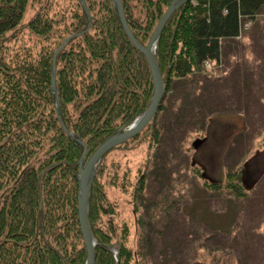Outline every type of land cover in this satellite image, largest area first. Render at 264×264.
I'll return each mask as SVG.
<instances>
[{
    "label": "trees",
    "instance_id": "trees-1",
    "mask_svg": "<svg viewBox=\"0 0 264 264\" xmlns=\"http://www.w3.org/2000/svg\"><path fill=\"white\" fill-rule=\"evenodd\" d=\"M39 1L0 0V264H85L76 207L78 161L85 149V166L105 139L126 131L148 108L154 85L148 63L123 31L112 0H81L84 6L79 0H64L58 9L57 0H42L25 25L30 37L40 39L39 45L5 53L9 48L5 35L21 26L27 8ZM171 2L121 0L129 31L143 47ZM258 16L264 17V0H187L169 17L154 50L164 83L160 106L142 133L100 159L92 182L87 217L97 242L94 264H141V260L145 264L143 257L153 246L162 244L172 251L167 236L177 224L182 229L184 222L202 215L210 226L209 219L222 209L250 212L251 190L243 184L242 168L226 170L220 183L208 180L189 156L197 139L184 144L188 135L206 130L211 114L205 103L219 92L236 95L220 112L244 113L255 99L251 86L255 79L259 83L255 100L264 101V56L255 72L248 62L241 66L244 81L239 85L236 81L229 85L224 77L211 78L202 68L205 62L214 67L223 63L228 71L222 76L232 73L227 78L234 80L229 58L237 57L236 39L242 24L257 26ZM252 31L247 37L251 40L258 33L259 43L247 45L251 54L258 53V47L264 51V29ZM52 66L60 117L51 88ZM216 84L218 90L213 92ZM177 90L179 104L178 99L174 107L166 104ZM196 92L200 102L194 108L186 102ZM185 114L196 118H184ZM240 134L237 143L244 138ZM143 143L154 152L136 170L132 186L121 187L127 176L120 182L115 170L105 180L108 155ZM187 168L188 180L204 182L198 200L186 191L189 186L184 187V194L190 196L185 201L175 189L184 184ZM262 181L264 176L258 187ZM105 183L129 193L138 238L135 249L129 246L127 221H121L122 227L115 221V206L105 193ZM181 202L186 203L182 208ZM209 228L219 235L216 228ZM194 247L209 251L203 244ZM224 251L228 260L233 258L228 249ZM161 262L175 264L171 259ZM207 264H220V260L214 257ZM243 264H249L248 258Z\"/></svg>",
    "mask_w": 264,
    "mask_h": 264
},
{
    "label": "rangeland",
    "instance_id": "rangeland-1",
    "mask_svg": "<svg viewBox=\"0 0 264 264\" xmlns=\"http://www.w3.org/2000/svg\"><path fill=\"white\" fill-rule=\"evenodd\" d=\"M63 1L64 0H57L55 4L56 9L60 8L62 4H65ZM42 3V0H40L39 4L35 2L32 7L29 6L20 23L21 26L14 32L5 35V39L8 40L5 46L9 47L8 49H4L5 53L19 52L22 51L23 48L30 49L32 46L39 45L40 39L30 37L25 25L30 17L34 15L36 8L38 10ZM254 24L257 26H254L252 22L242 24L243 26L240 30L241 35L236 39V42L239 43L241 47L239 46L234 50L237 53L235 59L229 58V63H231V66L235 69V71L233 70L235 72L234 80L227 78L232 73L222 76L224 72L228 71L223 63L221 65H215V67L210 63H204L202 66V68H204V74H209L208 76L214 79L224 77L229 85H231L233 81H236V84L239 85L244 81L242 76L243 69L241 68L244 63L248 62L249 67L251 66L254 72L258 70V62H261L260 58H263L264 51H262L261 47H258L259 49L256 50L257 52L259 50V52L251 54L247 45L253 42L256 46L259 43V36L258 33H256V37H252L251 40L247 36L253 33L252 30L264 29V17H256ZM11 34H13V36H10ZM258 84L259 83L254 79L251 85L253 98L255 99L257 98L256 89ZM205 85H209V83ZM216 87H218L217 84L213 86V92L218 90ZM222 89L224 88L222 87ZM173 94V98H167L166 104L168 103V105L174 107L173 104L177 102L178 98L180 99L181 95L178 90ZM198 95L199 93L196 92L186 104L196 108V104L200 102V97H198ZM210 95H212V93ZM235 96V93H224L222 95L219 92L215 98L207 99L206 103L201 98L202 101L208 105L211 114L205 124L207 128L203 133L188 135L184 146H186V144L189 146L191 142L197 139L192 143L191 148L193 151L190 149L189 156L191 162L203 168L204 176L208 180L210 179L220 183V181L224 179L223 176L226 170L229 168H242L241 177L243 184L246 188L251 190L250 192L255 191L258 193L254 195L253 198L252 195H250V204L248 206L249 209H251L250 212L246 210H244L243 213L237 212L234 208L222 209V211L217 212L209 219L210 226L202 220V215L199 218L192 217L189 223L184 222L185 225L182 229H179L180 227L177 224L172 228L173 232L168 233L167 236L168 239L170 238L169 244L173 246L172 251L169 253L168 250L161 246L162 244L153 246L154 249L152 252H149L146 257H143L145 264H150V262L161 264V260L164 261L165 259H171L175 264H207L208 262L210 263L214 257L220 260V264L224 261H228L227 264H243L246 262L247 258L249 264H264V181H262L261 185L258 187V183L264 176V144H262L263 146L260 148V143H262V138L264 137V101L260 100L262 101V104H260L255 99H252L248 104L247 114H244L246 112L243 113L242 111L239 114L220 112V108H225V103L227 104V102L233 100ZM179 99L177 104L180 102ZM185 117L191 120L196 118L188 114H185L184 118ZM240 133L244 134V138L242 137L239 143H237L241 135ZM134 143L135 142H132L128 147H131ZM153 152V149H148L146 143L135 146L131 151L116 150L112 152L105 158L108 173L105 180L110 179L112 175H114L113 170H115L120 182L122 176H127V180H123V183L120 185L121 187L132 186L135 181V176L137 175L136 170L146 157H151L153 155ZM115 166L117 169H115ZM187 174L188 168L186 169L184 184H177L175 189L181 192L179 197L184 201L189 199V194L191 197L198 200L204 193L199 185L204 182L202 181L200 183V179L196 181L192 179L188 180L189 176L187 177ZM185 182H187V184H185ZM110 186L109 183H105V193L109 196L110 204H113L112 207L115 206L117 216L115 221L117 225L121 227V221H127V226L131 228L128 241L129 246L135 249L138 238L135 235V227L132 226L133 215L131 214L129 193L128 191L122 192L120 187ZM188 186L191 188L190 190H186L189 192V194L186 195L184 194V187L187 188ZM181 204L182 208L186 203L184 204L181 202ZM183 211L188 213L187 208H184ZM180 217L181 215L179 214V218ZM226 225H228L227 227L229 228L228 233L224 232L227 230ZM209 227L216 228L219 235L214 236L211 234ZM223 233L226 235L221 236L220 234ZM171 236H173V239ZM202 244L206 245L205 249L209 251H203V249L195 250L194 246ZM224 249H228L230 252L229 255L233 257L232 259L228 260V256H225ZM252 255L253 257H250ZM141 264H144V261L141 260Z\"/></svg>",
    "mask_w": 264,
    "mask_h": 264
},
{
    "label": "water",
    "instance_id": "water-1",
    "mask_svg": "<svg viewBox=\"0 0 264 264\" xmlns=\"http://www.w3.org/2000/svg\"><path fill=\"white\" fill-rule=\"evenodd\" d=\"M82 3L81 0H79ZM187 0H172L169 5V8L162 14L160 17L159 22L154 27V31L149 38L148 44L143 47L139 42H137L131 31L127 26L126 20H124L123 9L121 5V0H112L114 8L118 12L119 20H121V25L123 31H125L126 36L128 37L129 41H131L133 47L141 52L148 63L149 70L152 77V84L153 86V93L151 101L148 105V108L141 113V115L137 116V118L133 121L131 126L128 130L111 135L105 141L99 145V147L94 151V153L89 157L86 165L82 166V159H84L86 152L84 149V154L82 158L78 161L79 163V175L77 177V207H78V215L79 218V228H81V235L82 239L84 240L85 250H86V262L85 264H94V251L95 247L97 246V242L95 238H93L91 230L88 225V210H89V199H90V191L92 187V182L96 176V170L99 165L100 159L110 152L111 149L121 145L128 140H132V138L138 136L145 127L150 123L152 118L154 117L155 113L159 108V104L163 98V90H164V83H162L161 74L159 73L158 64L155 60V48L157 43L159 42L160 35L163 31V27L169 21V17L180 7V5ZM70 38L65 39L60 48L63 44H65ZM58 51V50H57ZM57 51L55 52L54 56L56 55ZM53 67V66H52ZM55 67L52 68V75H51V88L52 94L55 96L56 99V88H55ZM55 110L57 112L58 117H60V110L58 100L55 101ZM67 134L70 137H73L70 132L67 131ZM80 142V141H79ZM83 145V144H82Z\"/></svg>",
    "mask_w": 264,
    "mask_h": 264
},
{
    "label": "bare ground",
    "instance_id": "bare-ground-1",
    "mask_svg": "<svg viewBox=\"0 0 264 264\" xmlns=\"http://www.w3.org/2000/svg\"><path fill=\"white\" fill-rule=\"evenodd\" d=\"M257 194H258V193H256L255 191H253V192L250 193V195H253V196H254V195H257ZM76 207H77V205H76ZM77 210H78V207H77Z\"/></svg>",
    "mask_w": 264,
    "mask_h": 264
}]
</instances>
